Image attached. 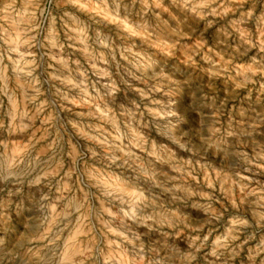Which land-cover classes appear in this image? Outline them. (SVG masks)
<instances>
[{"label": "clouds", "instance_id": "9594fccd", "mask_svg": "<svg viewBox=\"0 0 264 264\" xmlns=\"http://www.w3.org/2000/svg\"><path fill=\"white\" fill-rule=\"evenodd\" d=\"M0 264H264V0H0Z\"/></svg>", "mask_w": 264, "mask_h": 264}]
</instances>
